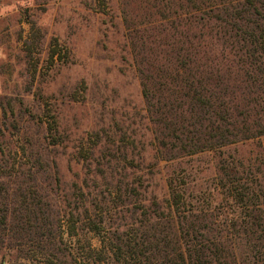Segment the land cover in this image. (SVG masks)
Returning <instances> with one entry per match:
<instances>
[{
  "label": "trees",
  "instance_id": "1",
  "mask_svg": "<svg viewBox=\"0 0 264 264\" xmlns=\"http://www.w3.org/2000/svg\"><path fill=\"white\" fill-rule=\"evenodd\" d=\"M140 3L145 21L127 25V42L152 127V159L223 157L226 148L263 136L264 116L255 111L264 108V0ZM241 83L247 84L243 103ZM9 112L0 117L9 119ZM17 130L12 122L0 126V264H264V184L239 185L233 155L218 167L222 191L219 183L213 191L226 207V224L200 205L210 203L207 192L187 176L169 173L168 198L159 203L148 197L145 176L139 184L125 182L111 165L100 175L114 178L117 212L97 204L93 215L84 204V217L73 207L56 214L51 196L28 180L36 171L22 160L36 164L39 152L13 145ZM74 186L84 195L78 181ZM121 212V222H132L111 224L110 214Z\"/></svg>",
  "mask_w": 264,
  "mask_h": 264
},
{
  "label": "rangeland",
  "instance_id": "2",
  "mask_svg": "<svg viewBox=\"0 0 264 264\" xmlns=\"http://www.w3.org/2000/svg\"><path fill=\"white\" fill-rule=\"evenodd\" d=\"M143 8L140 0H0V112L12 109L9 119L0 117V126L15 123L13 145L39 152L36 164L27 156L22 162L36 171L28 180L51 196L56 214L73 207L83 216L84 204L93 215L97 204L117 212L121 199L114 178L106 182L100 175L111 165L125 182L139 184L145 176L148 197L155 195L159 203L168 198L169 173L187 176L212 205L195 202L226 224V207L214 191L218 183L222 191L218 167L233 155L239 185L264 184V135L226 148L223 157L200 154L171 164L152 159V127L127 42V25L145 21ZM246 90L241 83V103ZM262 115L264 108L257 106L255 117ZM55 118L57 129L51 131ZM132 162L133 169L126 167ZM110 215L111 224L121 222L122 212ZM126 222L132 220L121 223Z\"/></svg>",
  "mask_w": 264,
  "mask_h": 264
}]
</instances>
